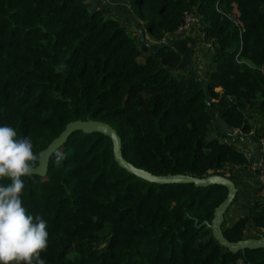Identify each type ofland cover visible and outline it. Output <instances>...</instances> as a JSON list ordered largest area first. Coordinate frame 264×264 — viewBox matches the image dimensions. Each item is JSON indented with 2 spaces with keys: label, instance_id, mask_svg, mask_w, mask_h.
Instances as JSON below:
<instances>
[{
  "label": "trees",
  "instance_id": "trees-1",
  "mask_svg": "<svg viewBox=\"0 0 264 264\" xmlns=\"http://www.w3.org/2000/svg\"><path fill=\"white\" fill-rule=\"evenodd\" d=\"M123 3L143 43L108 0H0V125L31 137L38 155L67 122L101 121L134 167L227 175L236 186L224 170L251 161L210 127L218 120L244 137V107L264 122V0ZM186 9L199 19L186 33L197 29L210 48L214 69L204 80L170 72L181 64L171 44ZM56 150L61 165L51 153L43 177H22V206L47 221L46 264H264V248L229 252L201 225L224 198L222 186L139 179L116 165L97 132L74 131ZM221 226L227 241L247 238L248 229L264 233V198Z\"/></svg>",
  "mask_w": 264,
  "mask_h": 264
},
{
  "label": "clouds",
  "instance_id": "clouds-1",
  "mask_svg": "<svg viewBox=\"0 0 264 264\" xmlns=\"http://www.w3.org/2000/svg\"><path fill=\"white\" fill-rule=\"evenodd\" d=\"M17 131L0 125V264H46L41 253L48 247L47 221L28 214L22 206L25 187L22 177L31 176L39 159L31 137L17 138ZM55 164L66 158L55 150Z\"/></svg>",
  "mask_w": 264,
  "mask_h": 264
},
{
  "label": "water",
  "instance_id": "water-1",
  "mask_svg": "<svg viewBox=\"0 0 264 264\" xmlns=\"http://www.w3.org/2000/svg\"><path fill=\"white\" fill-rule=\"evenodd\" d=\"M138 31L139 41L143 43V35ZM74 131L82 133L97 132L106 136L110 140L112 159L118 167L127 173L144 181L155 184H192L194 187H205L208 185H220L225 189L224 198L213 208L212 217L208 221H203L204 225L210 231V236L215 242L229 252H237L244 249L264 248V235L258 237H247L236 241H227L222 233L223 217L226 210L230 207L237 193V187L234 182L227 176L220 174H209L203 177H193L183 174H165L153 175L141 168L134 167L127 162L121 155L120 138L115 130L109 125L96 120H74L67 122L59 134L54 137L43 149L38 153L39 159L35 165L34 175L43 177L46 173L47 161L51 153L59 148L65 139Z\"/></svg>",
  "mask_w": 264,
  "mask_h": 264
},
{
  "label": "crops",
  "instance_id": "crops-1",
  "mask_svg": "<svg viewBox=\"0 0 264 264\" xmlns=\"http://www.w3.org/2000/svg\"><path fill=\"white\" fill-rule=\"evenodd\" d=\"M108 1L111 5L114 6L115 5L114 3H116L117 5L115 6H117L120 9H124L122 15L123 26L129 25L130 27H133V29H136L134 23L130 22L129 19L130 12H128L126 5L123 3V0H108ZM110 14L113 15V12H110ZM118 20L120 21V17L118 18ZM136 33L138 36V31ZM184 36L185 37H180L179 40H175L171 44V46L179 53L181 57V64L180 66H178L179 71L193 70V73L198 78L204 80L206 79L207 73L214 69V65L212 63V59L209 58L210 59V61L208 62L209 64L207 65L206 68L203 67L204 66L203 59L205 58L203 56V52L196 50L194 46L196 45L198 49H201L202 44H206L207 45L206 47H208L207 50H210L209 46L207 43H204L201 40V37H199L200 35L198 34V32H196V34L194 33V30L186 33ZM186 37L193 39L194 43L191 45V43L185 40ZM144 39L146 41L148 40L145 35H144ZM243 111L248 116L250 131H252L251 135L247 134L244 137L242 136L241 138V134L237 129L225 128L223 127L222 122L218 120H216L215 124L211 125L210 134L211 136H218L219 134L224 133L225 138L221 140L225 142H227L228 140H233V144L236 145L239 149H241L243 153L249 155V160L252 162L261 157L258 151L257 138L259 136L263 137L262 135L264 134V122L255 112L251 113V111L247 107H244ZM211 114L215 116L214 111H211ZM251 114L252 116H250ZM256 115L259 118L257 120L259 121L258 123L259 126H256V124L254 125L252 123V120L255 119L254 116ZM247 169H238L237 173L235 174L234 179L236 181L237 193L234 201L229 207V210L227 209L226 216L224 217L225 225L231 224L234 220L242 216L246 211V209L248 208L249 204L251 203L252 199L255 197V191L257 188V181H258L257 175ZM236 212L241 213V215L234 219Z\"/></svg>",
  "mask_w": 264,
  "mask_h": 264
},
{
  "label": "built area",
  "instance_id": "built-area-1",
  "mask_svg": "<svg viewBox=\"0 0 264 264\" xmlns=\"http://www.w3.org/2000/svg\"><path fill=\"white\" fill-rule=\"evenodd\" d=\"M227 19L233 22L235 25L238 27H241L240 21H238L235 17L232 15H226ZM199 27V19L198 16L195 15L191 10H184L182 14V21L179 24V26L176 28V30L173 32L174 36L177 37H184L187 31L191 29L192 27ZM252 131H249L248 135H251ZM257 146H258V151L261 155L260 158L252 161L248 167L247 170L253 172L254 174L257 175V188L255 191V197L258 198H264V138L263 137H258L257 138ZM245 154V153H244ZM246 157L249 158V155H246ZM238 169H225L224 172L227 174H236ZM232 175V176H235ZM227 176V175H226Z\"/></svg>",
  "mask_w": 264,
  "mask_h": 264
},
{
  "label": "rangeland",
  "instance_id": "rangeland-1",
  "mask_svg": "<svg viewBox=\"0 0 264 264\" xmlns=\"http://www.w3.org/2000/svg\"><path fill=\"white\" fill-rule=\"evenodd\" d=\"M115 5H117L116 3H114ZM114 5V7L115 8H118L117 6H115ZM97 6H99V5H97ZM103 9H105V7H103ZM122 23H123V21H121ZM124 27H125V29H126V31L127 32H130V33H134V31H135V29H133V27H130L129 25H127V26H125L124 25ZM198 28V27H197ZM196 32H197V29H195V31H194V33L196 34ZM200 37V36H199ZM146 38L148 39L147 40V42L148 43H150L151 45H152V43H153V45L155 46V45H157V44H155L154 42H152L147 36H146ZM174 39L175 40H179L180 38L179 37H177V36H174ZM174 40V41H175ZM207 45L206 44H202V48L201 49H198V47H196V45L194 46V48H196V50H199L200 52H203V56L205 57L204 59H203V64H204V66L203 67H207V65L209 64L208 62L210 61V59L209 58H211V52H210V50H207V48L208 47H206ZM209 46V45H208ZM192 48V47H191ZM210 49V48H209ZM190 50V49H189ZM204 50V51H203ZM142 51L144 52L145 51V49H142ZM191 51H192V49H191ZM206 57H208V58H206ZM170 72L171 73H175V72H182V71H179V67H177L176 69H171L170 70ZM252 113V112H251ZM250 116H252V114L250 115ZM255 117V119H253L252 120V123L255 125L256 124V126H259L258 125V123H259V121H257L259 118L257 117V115L256 116H254ZM253 125V126H254ZM237 173V172H236ZM235 174V173H234ZM234 174H231V175H234ZM235 177V176H234ZM228 210H229V208H228ZM226 213L227 212H225V214H224V217L226 216ZM241 215V213H238V212H236V215L234 216V219L236 218V217H239ZM233 219V220H234ZM224 225H225V223H224ZM105 233H106V230H104L103 231V235H105ZM245 236H248V237H258V236H261V235H264V233H262V231H260V230H252V229H248L246 232H245ZM101 243H103V241L101 242Z\"/></svg>",
  "mask_w": 264,
  "mask_h": 264
}]
</instances>
